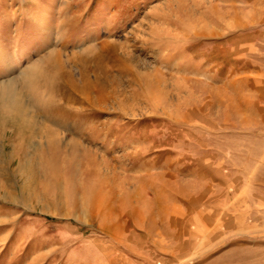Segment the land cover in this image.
Here are the masks:
<instances>
[{
    "label": "rangeland",
    "instance_id": "374dc122",
    "mask_svg": "<svg viewBox=\"0 0 264 264\" xmlns=\"http://www.w3.org/2000/svg\"><path fill=\"white\" fill-rule=\"evenodd\" d=\"M263 179L264 0H0V264H264Z\"/></svg>",
    "mask_w": 264,
    "mask_h": 264
},
{
    "label": "bare ground",
    "instance_id": "6f19581e",
    "mask_svg": "<svg viewBox=\"0 0 264 264\" xmlns=\"http://www.w3.org/2000/svg\"><path fill=\"white\" fill-rule=\"evenodd\" d=\"M8 85V84H7ZM9 89V88H8ZM6 93V92H5ZM9 93V92H8ZM8 96H10V95H8ZM16 97V96H15ZM16 100V99H15ZM2 106V105H1ZM22 110V109H21ZM16 118V117H15ZM35 125V124H34ZM24 128V127H23ZM56 134V133H55ZM51 136H52V134H51Z\"/></svg>",
    "mask_w": 264,
    "mask_h": 264
},
{
    "label": "crops",
    "instance_id": "0c3cea01",
    "mask_svg": "<svg viewBox=\"0 0 264 264\" xmlns=\"http://www.w3.org/2000/svg\"><path fill=\"white\" fill-rule=\"evenodd\" d=\"M263 181H264V179H263Z\"/></svg>",
    "mask_w": 264,
    "mask_h": 264
}]
</instances>
